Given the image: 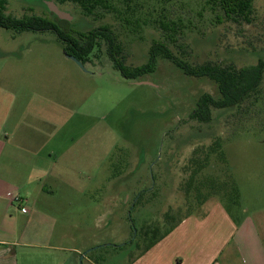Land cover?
<instances>
[{
  "label": "rangeland",
  "instance_id": "rangeland-1",
  "mask_svg": "<svg viewBox=\"0 0 264 264\" xmlns=\"http://www.w3.org/2000/svg\"><path fill=\"white\" fill-rule=\"evenodd\" d=\"M11 1L17 14L24 9L45 13L40 0ZM113 2L122 7V0ZM130 3L138 12V32L126 29L102 9L98 19L86 18L93 25L113 23L129 66L144 63L157 39L166 41L176 54L182 48L187 54L190 50L195 63L231 50L264 49V0H254L251 23L226 18L220 9L211 10L206 0ZM58 5L73 14L71 21L84 17L73 2ZM170 20L181 29L175 44L166 39L160 25ZM251 57L246 53L243 58L252 61ZM93 61L80 67L66 56L52 31L0 28V90L22 99L28 110L25 116L40 130L41 154L52 152L51 169L40 181L46 188L36 206L28 203L27 211L17 207L14 212L16 237L9 247L17 264H63L74 258L77 264H88L81 260L82 253L76 256L67 250L80 245L86 247L84 251L91 249L89 256L97 264H125L139 251L130 241L143 219L161 220L169 209L186 214V165L198 147L212 143V138H190L183 144L201 126L189 112L201 94L219 96L216 84L185 75L162 58L154 73L135 81L109 64ZM143 80L153 84L136 83ZM151 111L162 116L145 119L142 114ZM263 123L264 108L248 116H222L218 124L230 176L239 192L236 203L227 199L224 205L239 223L257 209L264 210ZM143 156L144 164L136 169ZM167 159L169 168L155 167L157 161ZM153 169L163 176L161 197L166 201L157 213L142 218L133 209L138 197L133 195L151 185Z\"/></svg>",
  "mask_w": 264,
  "mask_h": 264
},
{
  "label": "trees",
  "instance_id": "trees-1",
  "mask_svg": "<svg viewBox=\"0 0 264 264\" xmlns=\"http://www.w3.org/2000/svg\"><path fill=\"white\" fill-rule=\"evenodd\" d=\"M55 1L56 3L73 2L79 7L84 17L77 21L61 20L48 10L42 0L40 3L45 10L44 14L25 12V9L21 14H17L14 12L17 8L13 9L11 0H0V28H12L17 31H52L65 54L76 56L84 65H90V62L97 59L101 65L109 64L124 78L134 81L144 74L154 73L159 59H166L185 75L212 80L219 92L218 97L209 93L201 94L189 112V117L198 121L201 126L189 133L183 144L187 143L190 138L198 140L212 138V143L205 147H198L186 165L185 172L188 175L183 184L187 202L186 214L180 215V211L169 209L163 213L161 220L144 222L145 219H143L136 230L135 238L130 241L132 249L139 250L131 257L128 253L131 262L167 236L185 217L199 211L208 198L216 197L223 205L227 199L236 203L239 192L230 176V167L222 150L218 124L222 116L228 117L236 114H247L248 116L264 108V49L231 50L227 52L228 55L217 54L215 57H208L203 62L195 63L190 50L187 54L182 48V52L176 54L166 41L157 39L150 45L144 63L129 66L125 62L123 40L114 29L113 23L106 21L93 25L86 18L98 19V12L102 9L107 16L120 19L122 26L126 29L130 27L138 32L140 22L136 16L138 15L137 9L130 3L132 0H122L121 8L113 0ZM206 4L211 10L220 9L226 18L234 22L251 23L253 21L254 0H206ZM160 25L164 29L166 39L175 44L181 30L180 25L173 20L167 23L161 22ZM245 52L251 54L252 61L244 60ZM142 115L145 119L162 116L161 113L155 111ZM247 120L250 118L247 117ZM244 126L246 124H243ZM205 127L208 130H205ZM144 160L145 156L138 159L136 169L144 164ZM169 161V159L159 160L155 167L159 170H163L164 165L169 168ZM168 178L164 179L167 181ZM151 180L152 183L148 188L133 195V197L138 196L133 209L136 211L138 209V216L142 218H147L146 214L151 217L153 212L157 213L166 201L161 197L164 185L163 176L158 175L153 169ZM172 182L173 177L169 179V183L172 184Z\"/></svg>",
  "mask_w": 264,
  "mask_h": 264
},
{
  "label": "crops",
  "instance_id": "crops-1",
  "mask_svg": "<svg viewBox=\"0 0 264 264\" xmlns=\"http://www.w3.org/2000/svg\"><path fill=\"white\" fill-rule=\"evenodd\" d=\"M26 112L22 99L0 90V264H17L9 247L16 237L14 212L17 207L27 211L28 203L36 206L46 188L41 178L51 169L52 152L41 154L40 130L34 129ZM81 246L67 250L78 256L86 249ZM76 259L63 264H77ZM83 259L97 264L89 253ZM125 264H264V210L257 209L239 223L219 199H208L148 251Z\"/></svg>",
  "mask_w": 264,
  "mask_h": 264
},
{
  "label": "water",
  "instance_id": "water-1",
  "mask_svg": "<svg viewBox=\"0 0 264 264\" xmlns=\"http://www.w3.org/2000/svg\"><path fill=\"white\" fill-rule=\"evenodd\" d=\"M44 3L47 6L48 10L50 12L54 13L59 19L66 20V21H71L73 19V14L71 12L67 11V10L61 9L59 7V5L55 2V0H44ZM66 56L68 58L72 59L74 62H76L80 67L84 68V64L76 56H74L72 54H68V53L66 54ZM136 83L137 84H153L152 82L145 81V80L136 81ZM137 198L135 199V201L137 200ZM135 201H134V203H135ZM136 232H137L136 229H134V237H133V239L136 236ZM90 250L91 249L86 250L80 255L81 260H83L85 255H87Z\"/></svg>",
  "mask_w": 264,
  "mask_h": 264
},
{
  "label": "built area",
  "instance_id": "built-area-1",
  "mask_svg": "<svg viewBox=\"0 0 264 264\" xmlns=\"http://www.w3.org/2000/svg\"><path fill=\"white\" fill-rule=\"evenodd\" d=\"M11 197L13 198V200H15V201H21V198L19 197V196H12L11 195Z\"/></svg>",
  "mask_w": 264,
  "mask_h": 264
},
{
  "label": "flooded vegetation",
  "instance_id": "flooded-vegetation-1",
  "mask_svg": "<svg viewBox=\"0 0 264 264\" xmlns=\"http://www.w3.org/2000/svg\"><path fill=\"white\" fill-rule=\"evenodd\" d=\"M56 2V1H55ZM58 4V3H57Z\"/></svg>",
  "mask_w": 264,
  "mask_h": 264
}]
</instances>
